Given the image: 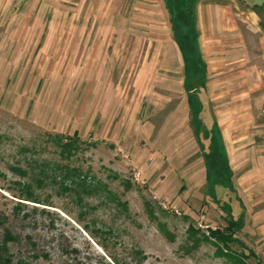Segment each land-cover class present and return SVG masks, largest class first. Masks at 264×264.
<instances>
[{
    "label": "rangeland",
    "instance_id": "rangeland-1",
    "mask_svg": "<svg viewBox=\"0 0 264 264\" xmlns=\"http://www.w3.org/2000/svg\"><path fill=\"white\" fill-rule=\"evenodd\" d=\"M170 1L0 0L3 264H264V112Z\"/></svg>",
    "mask_w": 264,
    "mask_h": 264
},
{
    "label": "crops",
    "instance_id": "crops-1",
    "mask_svg": "<svg viewBox=\"0 0 264 264\" xmlns=\"http://www.w3.org/2000/svg\"><path fill=\"white\" fill-rule=\"evenodd\" d=\"M170 2L177 5V7H180L183 13L185 12L184 0H171ZM165 8L167 9L166 5ZM261 9H264V0H197L195 8L197 29L198 25H200L203 34H206V36L219 34L229 37L222 44L216 43L213 44L214 46L212 47L208 45L206 50L203 49L206 55L207 65L205 79L203 80L202 84L204 85V87L207 86V84L209 83V73L215 72V68L218 67L219 59L215 58L216 56H218V53L215 54L216 51L223 50L222 55H224V52L228 50V56L230 57H232V53L235 52L234 54H238V57H236V59L229 58V64L219 65L222 66L221 70L223 72L227 70L231 73L234 66L238 67L240 70L237 72L238 74H236V76H222L221 82L227 84L234 82L238 84L239 87L241 86V88L245 87L243 90L244 93L241 92L240 94H237L236 97L238 99H248L247 94L253 93V109H256L255 113L258 114H262V112H264V15ZM245 17L249 21L248 24H246L245 22ZM236 18L241 20H238ZM241 25H244L249 29L251 28V26H254L251 29L255 30V33H259V41L253 44L247 43L243 37V33L240 27ZM227 44L229 46H226ZM226 47H228L229 49H226ZM209 54L210 57L208 60L207 55ZM223 59L225 58L223 57ZM186 67H188V64L186 65ZM185 82H187L186 79ZM196 88L197 87L191 88L190 92H195L197 90ZM225 94L226 93L223 92V94L221 95L225 96ZM233 96V94H228L227 98H231ZM246 104L247 103L243 102V106H245ZM226 108L224 109L226 110ZM231 108L233 110H229L227 114L234 113L235 107L233 106L229 109ZM191 110L193 109L191 108ZM240 112L241 111L237 112V114H240ZM221 113L224 114L223 112ZM243 113L245 114L246 111H244ZM192 120L195 121V118H192ZM227 121L225 122L230 126V121ZM226 123H221L219 120L218 122H213L212 129H215V127H217L220 128L221 131L224 133V130H226L224 129V125ZM259 123L262 126V121H258V124ZM255 124H257V122ZM260 124L259 128L262 130L263 126L261 127ZM224 141L228 150V154L231 158L227 140L225 138V133Z\"/></svg>",
    "mask_w": 264,
    "mask_h": 264
},
{
    "label": "trees",
    "instance_id": "trees-1",
    "mask_svg": "<svg viewBox=\"0 0 264 264\" xmlns=\"http://www.w3.org/2000/svg\"><path fill=\"white\" fill-rule=\"evenodd\" d=\"M185 3H184V6H185V14H186V17H187V22L188 24L190 25L191 29H193V31H197V26H196V14H195V8H196V3H197V0H184ZM197 34V32H196ZM77 140V139H76ZM76 142H67L66 144H64V148L65 149H71L72 145L75 144ZM64 181H65V178H64ZM75 181V180H73ZM72 181V182H73ZM77 183L79 186H81L84 190L88 191V190H93L95 188L96 185L94 184H87V179L86 177H81L78 176L77 177ZM64 189L67 188V186H64L63 187ZM88 189V190H87ZM69 190V188H68ZM25 198H22V199H25V200H29V201H33V202H36V203H41L39 198L36 197L34 195V192L31 191V190H28L26 195H24ZM23 202L20 201V205H22ZM234 223H236V227H240L238 222L235 221ZM233 223V225H234ZM222 238V237H220ZM16 239V236L15 234L9 230V229H6L5 233H4V236H3V239L0 240V263H8L7 262V258L4 256L5 253H7L8 251V243L12 240ZM223 240H226L225 238H223ZM242 264H243V260H239ZM20 264H26L25 262H22Z\"/></svg>",
    "mask_w": 264,
    "mask_h": 264
}]
</instances>
